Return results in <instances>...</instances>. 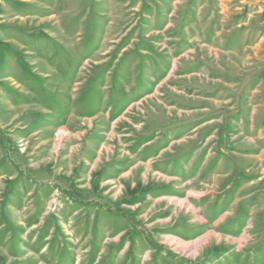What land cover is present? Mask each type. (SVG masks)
<instances>
[{
    "label": "rangeland",
    "instance_id": "1",
    "mask_svg": "<svg viewBox=\"0 0 264 264\" xmlns=\"http://www.w3.org/2000/svg\"><path fill=\"white\" fill-rule=\"evenodd\" d=\"M0 264H264V0H0Z\"/></svg>",
    "mask_w": 264,
    "mask_h": 264
},
{
    "label": "bare ground",
    "instance_id": "2",
    "mask_svg": "<svg viewBox=\"0 0 264 264\" xmlns=\"http://www.w3.org/2000/svg\"><path fill=\"white\" fill-rule=\"evenodd\" d=\"M201 241H205V238H203ZM197 242V241H196ZM178 246L185 251H188L187 248L192 249L193 253H198L199 251V246L198 245H182L180 242H177Z\"/></svg>",
    "mask_w": 264,
    "mask_h": 264
}]
</instances>
